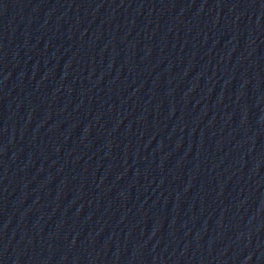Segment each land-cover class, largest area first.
Masks as SVG:
<instances>
[{"label":"water","instance_id":"1","mask_svg":"<svg viewBox=\"0 0 264 264\" xmlns=\"http://www.w3.org/2000/svg\"><path fill=\"white\" fill-rule=\"evenodd\" d=\"M0 264H264V0H0Z\"/></svg>","mask_w":264,"mask_h":264}]
</instances>
